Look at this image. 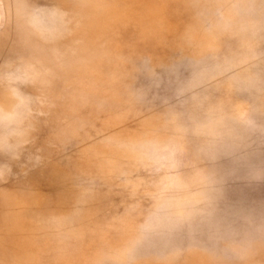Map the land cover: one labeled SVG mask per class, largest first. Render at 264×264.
<instances>
[{"label": "rangeland", "instance_id": "374dc122", "mask_svg": "<svg viewBox=\"0 0 264 264\" xmlns=\"http://www.w3.org/2000/svg\"><path fill=\"white\" fill-rule=\"evenodd\" d=\"M0 264H264V0H0Z\"/></svg>", "mask_w": 264, "mask_h": 264}]
</instances>
